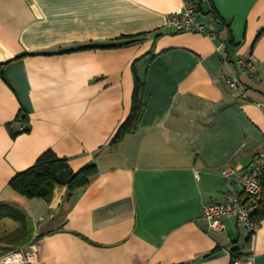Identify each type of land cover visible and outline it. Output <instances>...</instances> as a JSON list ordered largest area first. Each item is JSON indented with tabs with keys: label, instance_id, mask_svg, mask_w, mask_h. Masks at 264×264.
<instances>
[{
	"label": "crops",
	"instance_id": "obj_1",
	"mask_svg": "<svg viewBox=\"0 0 264 264\" xmlns=\"http://www.w3.org/2000/svg\"><path fill=\"white\" fill-rule=\"evenodd\" d=\"M189 1L0 0V204L28 215L31 264H232L234 248L264 264V216L252 236L202 218L227 200L220 171L264 149V0H193L213 38L167 25ZM238 58L255 78L231 89ZM136 83L143 116L112 142ZM47 149L97 172L50 202L16 193L11 178ZM3 241L0 256L18 247Z\"/></svg>",
	"mask_w": 264,
	"mask_h": 264
},
{
	"label": "built area",
	"instance_id": "obj_2",
	"mask_svg": "<svg viewBox=\"0 0 264 264\" xmlns=\"http://www.w3.org/2000/svg\"><path fill=\"white\" fill-rule=\"evenodd\" d=\"M197 3L193 0L187 2L179 13L168 18L167 25L178 31L197 32L210 38L215 36L214 31L207 29L196 15ZM225 63L227 58L221 50L216 47ZM241 75L248 80L255 78L254 63L251 59L238 58L234 65L229 66V72L224 75L226 85L231 89H237ZM220 175L227 184V200L205 205L203 220L209 228L221 230L224 228L223 219L233 217L239 224L243 225L249 236H252L260 225V220L254 217L257 210V199L263 192L262 179L264 177V149L255 156L254 163L248 171H236L234 169H222ZM236 186L241 191L236 189ZM35 255L26 247H15L2 256L0 264H31ZM232 264H255V255L250 252L238 257Z\"/></svg>",
	"mask_w": 264,
	"mask_h": 264
},
{
	"label": "trees",
	"instance_id": "obj_3",
	"mask_svg": "<svg viewBox=\"0 0 264 264\" xmlns=\"http://www.w3.org/2000/svg\"><path fill=\"white\" fill-rule=\"evenodd\" d=\"M122 44L124 43L112 42L105 45H82L68 50L94 46L114 47ZM21 56L23 55H19L16 58ZM3 65L4 63H0V71ZM139 87L140 84L136 83L130 113L126 120L118 127L112 142L119 140L127 133L134 132L140 123L146 104L138 95ZM16 119L23 122L22 131L29 129L26 116L20 113ZM96 172L97 168L94 163L86 164L79 170H73L68 164L67 157L58 156L51 149H47L36 159L33 165L12 177L9 181V186L16 193L24 197L42 198L46 202H50L54 189L57 186H67L70 190L84 187L90 183ZM262 183L263 192L257 199V210L254 214V217L258 220L264 216V177ZM4 218H10L19 223V227L5 235L4 239L12 244L23 243L26 239L30 223V219L25 211L16 204H0V220ZM9 249L11 250L13 248ZM231 255L232 262L241 256L235 248L231 250Z\"/></svg>",
	"mask_w": 264,
	"mask_h": 264
},
{
	"label": "rangeland",
	"instance_id": "obj_4",
	"mask_svg": "<svg viewBox=\"0 0 264 264\" xmlns=\"http://www.w3.org/2000/svg\"><path fill=\"white\" fill-rule=\"evenodd\" d=\"M33 222L31 221V224ZM17 227H19V223L15 220H12L10 218H4L3 220L0 221V248L3 246V245H6V241L4 242L3 241V237L5 236V234L7 232H10V231H13V230H16ZM243 229H245L243 226H242ZM21 245V243H15L13 244V247L15 246H18ZM2 249H0V252H1Z\"/></svg>",
	"mask_w": 264,
	"mask_h": 264
}]
</instances>
